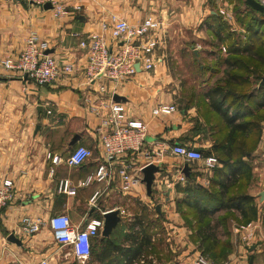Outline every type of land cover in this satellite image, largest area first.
<instances>
[{"label": "crops", "instance_id": "crops-1", "mask_svg": "<svg viewBox=\"0 0 264 264\" xmlns=\"http://www.w3.org/2000/svg\"><path fill=\"white\" fill-rule=\"evenodd\" d=\"M59 1L69 6L81 5L83 12L56 19L50 10L18 0H0V60L20 54L28 35L36 33L50 42L53 57L75 64L73 75L62 76L49 86L0 76V182L11 179L16 192V199L0 216V264H41L42 261L49 264H157L161 261L155 253L157 218L164 219L167 241L176 244L169 246L171 257L159 264H190L199 253L188 246L191 233L179 210V200L188 184L200 185L202 181L212 179L214 169L205 171L201 162H186L172 155L170 150L175 145H184L205 153L213 146L199 144V136L193 135L199 119L198 102L204 99L209 103L212 93L209 91L221 84L227 72L222 76L210 75L206 82L211 88L207 91L193 87L197 88L209 61L217 59L222 64L228 58L232 46L218 40L224 33L239 35L233 12L229 6L223 9V0ZM210 3L218 4L220 11L209 9ZM225 12L227 27L222 26L219 19ZM111 15L125 19L133 26L147 19L159 21L163 26L156 34L160 39L155 70L140 71L116 89V95L125 99L120 103L125 106L128 117L146 125L144 151L162 154L159 158L161 171L155 175L152 197L147 196L143 183L130 192L122 191L118 163L108 168L104 180L97 178L99 167L105 163L97 129L106 112L102 111L103 115L99 116L90 110V104L97 103L98 98L108 99V95L96 93L97 85H88L84 74L86 57L78 44L88 33L100 31L102 22ZM206 20L212 21L214 26L205 25ZM209 32L217 37L216 42H204ZM175 33L185 35L186 42L178 47L167 46L165 38ZM188 36L192 38L187 39ZM245 46L236 45V48L243 51ZM177 50H180L178 57L170 59L174 55L172 51ZM221 50L225 52L224 57L218 58L217 52ZM172 66H177L176 73L172 72ZM222 66L228 69V65ZM211 95L217 98L214 93ZM251 101L242 105L244 112L237 121L252 122L259 130L254 149L244 157L249 165L256 157L264 159V105ZM160 105H175L177 111L169 116H154L153 110ZM235 111L236 107L228 109L229 115ZM75 136H80L81 140L70 147ZM78 146L89 148L93 156L81 167H68L65 160ZM53 157H59L61 162L53 164ZM126 159L136 166L146 162L143 154ZM185 165L190 168V177L183 174ZM66 181L75 194L63 192L62 184ZM263 192L264 189L257 190L256 187L248 190L259 210L258 219L244 229L249 232V238H252L250 231L261 222ZM109 211L119 213V222L110 237L103 238L100 233L93 239L94 250L85 262L75 258L70 246L59 244L48 225L52 216L65 213L73 226L82 229L96 219L103 218L105 222L104 215ZM218 214L223 215L224 211ZM218 214L215 217H219ZM24 217L42 221L44 226L39 233L28 235L23 229ZM144 231L151 237L147 251L131 262L125 249L135 243L136 237L137 241L144 240ZM10 234L22 240L23 247L9 242ZM108 240L119 249L107 251Z\"/></svg>", "mask_w": 264, "mask_h": 264}, {"label": "built area", "instance_id": "built-area-1", "mask_svg": "<svg viewBox=\"0 0 264 264\" xmlns=\"http://www.w3.org/2000/svg\"><path fill=\"white\" fill-rule=\"evenodd\" d=\"M43 8L51 4L52 15L56 19L74 16L83 12V6L65 5L59 0H18ZM264 7V0H256ZM161 22L152 19L144 20L138 25H130L125 19L111 15L101 24L98 32L88 33L78 47L84 52L86 66L84 70L88 85H97L96 93L107 94L108 99L98 98L97 103L91 102L90 110L102 116L97 129L99 142L102 146L104 164L99 167L97 178L102 181L107 177L108 168L114 163L120 166L119 174L122 191L130 192L142 183V170L149 164L160 166L161 153L146 150L147 128L136 119H130L125 106L113 100L116 89L124 82L135 77L140 71L152 72L156 67V53L160 37L156 34L162 30ZM49 41L36 33L28 35L25 48L17 56H8L0 60V76L8 75L25 82H33L38 86H49L62 76H71L75 72L74 62H64L53 57ZM90 102V100L88 99ZM177 111L175 105H160L153 110L154 116H169ZM51 114V111L48 112ZM171 154L186 162H201L203 170L211 171L219 166V160L212 155L205 157L201 151L193 147L175 145ZM264 155V146H263ZM143 154L146 162L136 166L126 158L131 155ZM93 156L92 150L85 146L76 147L66 158L65 164L71 168L83 166ZM53 164H59V157L52 158ZM90 181V180H88ZM66 194L75 191L66 181L62 184ZM16 199L15 184L11 179L0 182V216L9 204ZM24 232L34 235L44 226L42 221H32L30 217L22 219ZM48 225L56 241L62 246H70L79 262L89 260L92 255L93 239L100 236L104 220L96 219L85 228L72 225L69 215L65 213L52 216ZM41 264H49L42 261ZM190 264H210L207 257L198 254Z\"/></svg>", "mask_w": 264, "mask_h": 264}, {"label": "trees", "instance_id": "trees-1", "mask_svg": "<svg viewBox=\"0 0 264 264\" xmlns=\"http://www.w3.org/2000/svg\"><path fill=\"white\" fill-rule=\"evenodd\" d=\"M247 7L255 13L264 15L263 12L256 11L248 5ZM220 31H222V28H220ZM252 32L253 30L249 31L250 34ZM251 35L256 36L255 32ZM245 43L246 46L243 48V51L240 48H236V45H241L240 43L231 44L232 47H230L229 56L222 62V64L228 65L227 75L221 84L209 91L217 96L215 99L212 97V93L209 94V109L218 115L229 128L227 138L218 144H214L207 152H202L205 157L214 155L219 160V166L213 170L214 177L211 181L217 187V192L208 194V200L204 204L198 200L193 202L188 201L187 198L185 202H179V207L180 204L184 203L196 211L198 223L202 224L206 219H209L205 225L195 231V235L199 239L200 249L203 255L214 259L220 257L217 253L214 254L219 244L218 229L220 227L228 229L230 224L229 213H239L243 225H248L258 219L259 210L255 205L254 198L243 189L252 177L251 166L244 160V157L247 156V153L253 147L246 140L248 137L251 138L254 136L255 142L257 143L259 130H257L252 122L237 123V121L240 119V114L244 112L242 105L250 102L251 99L258 104L264 105V84L260 85L264 78V57L259 51L264 48V43L259 46V49L256 48L255 43ZM252 78L258 82L259 88H256L254 84L249 92H245V88L252 84ZM230 99H232L231 102H229ZM231 107H236L233 115H229L228 112V109ZM198 128L195 126L194 131L200 130ZM191 189L193 190L190 191V189H187L185 194L190 195V192L195 190L202 192L204 195L207 194L200 185ZM222 211H224L223 216L212 220ZM144 234V240L137 241L136 237L135 243L130 248L125 249V252L132 258L131 262L143 252L146 253L147 251L151 237L147 236V231H144ZM161 244L160 241L158 242L156 240V256L158 255L156 252L157 248ZM230 244L232 243L229 241L226 242L225 247L227 250L231 247ZM107 246L106 250L109 252H114L117 248L119 249L112 240H108ZM228 255L229 252H226L223 258L225 259Z\"/></svg>", "mask_w": 264, "mask_h": 264}, {"label": "rangeland", "instance_id": "rangeland-1", "mask_svg": "<svg viewBox=\"0 0 264 264\" xmlns=\"http://www.w3.org/2000/svg\"><path fill=\"white\" fill-rule=\"evenodd\" d=\"M229 1L231 2L229 3ZM211 3L209 9L214 10L215 8V10L220 11L218 4L214 5ZM224 3H228V4H224ZM221 6H225L223 7V9H227L229 6L230 11L233 12L232 15L235 19V27L237 30H240L239 31L240 33L239 35L236 36H230L224 33V35H220L221 37L218 41L223 43H228L229 46H231V44H238V43H240L241 45L243 44L245 45L246 44L245 42L255 43L256 48L259 49L260 48L259 46L262 43H264V15H260L250 10L247 7L246 0H223ZM222 14L221 16H219L220 23L222 24V26L227 27L228 26V23L226 21L227 13L225 12ZM205 25L214 26L213 22L210 20H206ZM250 30L251 31L253 30L252 33L255 32L256 36L251 35L252 33L251 34L249 33ZM184 37L186 36L183 35L182 33H178V34L175 33L171 36H168V38H165L164 41L166 42L167 46L172 45L178 47L186 42V39ZM191 38L192 36L187 37V39H191ZM216 41H217V37L209 32L204 42L212 43ZM188 42H191V40ZM228 45L226 46L227 50L229 48ZM259 51L261 52L260 54L264 57V48L260 49ZM172 53L174 55H172L170 59L173 60L176 57H178V55L180 54V50H177L175 53L174 51H172ZM217 53L219 55L218 58L224 57L225 52H223L222 50ZM241 56H245V55H241ZM218 63L219 62L216 59L213 62L209 61L205 65L206 67L203 70L204 73L203 75L200 76L201 81H199L200 83L197 84V88L194 85L193 89H202L203 91H207L211 88L210 87L211 85L206 82L210 75L217 76L220 74V76H222L224 72L225 73L228 72V69L224 68L222 64L220 63L218 64ZM172 67H171L172 72L176 73V69H178L177 66L173 68ZM251 80H252V84L245 88V92H249L254 86V84L258 86V82L254 81L253 78ZM231 101L232 99L229 100V102ZM198 106H199L198 107L199 119L197 121L198 123H196L195 126L199 127L198 129L200 130H196V132L193 133V135L199 136L197 142L201 145H209V146L222 142L225 138H227L229 134V128L227 127L226 123L218 115H216L215 113H213V111L209 109V105L207 102H205L204 99L199 100ZM246 141L254 149L255 141H256L254 136L251 138L248 137ZM253 162L254 163L250 164L252 170V177L250 178V181L246 183V187L243 189L246 192H248L250 187L251 188L256 187L257 190L264 189V187L261 186V184L262 185L264 184V159L262 156L256 157L254 158ZM211 181L212 179H207L205 181H202V183L200 184L203 190L207 192L206 195L202 194V192H198L195 190L193 192H190V195L184 194L182 196L181 201L185 202L187 198L188 201L193 202L198 200L200 201V203L202 202V204H204L208 200L207 199L208 194H214L217 192V187L214 186V184H212ZM261 181H263V183ZM197 186L198 184L196 185L195 183H192V184H188L187 188L190 189V191H192L193 189L191 188L193 187L195 188ZM179 210L181 211L184 220L186 222L185 225L186 228L191 233L189 235L188 246L192 248L193 252L198 251L197 253L203 254L202 250L200 249L199 239L195 235V231L199 227L205 225L209 219H206L202 224L198 223L196 211L192 208H189L184 203L180 204ZM260 210H261L260 213H262L261 222L259 223V226H256V228H253V230L250 231V235L252 236V238H249L248 237L249 232L244 230L245 228H247L246 227L247 225H243L239 213L237 212L229 213L228 216H230V224L228 229L221 227L218 229L219 244L217 245L214 254L217 253L218 255H220V257L214 259L207 256V259L209 260L210 264H228L231 262H232L231 264L233 263L248 264L250 256L252 254L255 256L254 264H264V204ZM218 216L221 217L223 215L218 214ZM219 217H215L212 220H215L216 218ZM163 220L157 218V222H156L157 223L155 230L157 234L156 238L158 242L160 241L162 243L160 247L157 248L156 251L158 253L156 257L161 259V261L157 262V264L165 263V261L169 259L172 255V251L169 248L170 244L174 246L176 245L173 242L169 243L167 241L168 237L166 234L168 233V231L165 225L163 224ZM228 241L231 242L232 244H230L231 247L227 250L225 245L226 242ZM252 246H256V249L252 253H250L249 248ZM190 250L191 249H189V251ZM226 252H229V255L224 259L223 256L225 255ZM235 253L237 255L236 258L233 259L232 257L233 254Z\"/></svg>", "mask_w": 264, "mask_h": 264}, {"label": "water", "instance_id": "water-1", "mask_svg": "<svg viewBox=\"0 0 264 264\" xmlns=\"http://www.w3.org/2000/svg\"><path fill=\"white\" fill-rule=\"evenodd\" d=\"M246 3L248 6L253 8L256 11L263 12L264 13V7L260 5L256 0H246ZM44 10L49 11L52 9L51 4H47L43 7ZM83 19V18H80ZM50 53V52H48ZM264 84V78L261 81L260 85ZM114 101L117 103H120L122 101H125L123 97H120L119 95L114 96ZM39 129V127H38ZM81 140L80 136H75L72 142L70 143V147H74L77 145V143ZM198 151H201L200 149H197ZM161 171L160 166H157L155 164H149L146 167L143 168L142 170V183L146 187L147 191V196L152 197V192H153V185L155 183V175ZM190 168L188 165H185V168L183 170V174L186 177H190ZM261 199L264 200V192L261 194ZM157 211H160V207L157 206ZM118 212L116 211H109L107 214L104 215V226L101 231V236L103 238H108L111 236L113 230L116 228L118 222H119V217H118ZM8 241L11 242L12 244H15L17 246L23 247V242L19 238H17L14 234H10L8 237ZM256 249L255 246H252L249 248V252L252 253ZM255 256L252 254L249 259L248 264H254Z\"/></svg>", "mask_w": 264, "mask_h": 264}]
</instances>
